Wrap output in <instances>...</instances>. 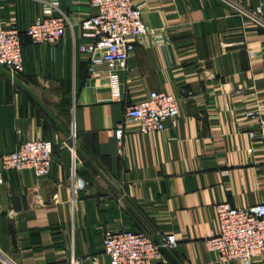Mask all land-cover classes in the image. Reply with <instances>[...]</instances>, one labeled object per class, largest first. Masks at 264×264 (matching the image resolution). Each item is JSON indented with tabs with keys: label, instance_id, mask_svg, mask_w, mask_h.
I'll use <instances>...</instances> for the list:
<instances>
[{
	"label": "crops",
	"instance_id": "obj_1",
	"mask_svg": "<svg viewBox=\"0 0 264 264\" xmlns=\"http://www.w3.org/2000/svg\"><path fill=\"white\" fill-rule=\"evenodd\" d=\"M132 2L149 31L113 76L107 64L90 75L80 50L92 40L82 34L97 12L90 0H0V25L18 26L24 54L19 74L0 66V170L25 140L54 144L47 176L2 173L0 264H106L103 240L116 229L175 234L153 264H243L220 260L205 239L215 204L264 201V146L245 115L264 114V0ZM48 13L66 16L65 34L34 43L25 31ZM182 87L191 94L163 130L141 132L124 116L151 90Z\"/></svg>",
	"mask_w": 264,
	"mask_h": 264
},
{
	"label": "built area",
	"instance_id": "obj_2",
	"mask_svg": "<svg viewBox=\"0 0 264 264\" xmlns=\"http://www.w3.org/2000/svg\"><path fill=\"white\" fill-rule=\"evenodd\" d=\"M97 12L82 21V34L92 38L80 45L88 56V70L95 75L104 64L114 76L118 68H126L127 60L135 48L138 36L149 31L142 18L140 5L132 0H90ZM68 26L64 14H45L34 18L25 33L34 43H55L65 34ZM0 66L11 74L24 69V54L21 31L17 25H0ZM191 92L182 87L178 93L151 90L143 98L128 104L124 116L138 124L141 132H157L164 129L167 120L175 119L179 113V100ZM255 118L256 125L249 130L250 138L257 139L264 146V114L259 107L245 112ZM118 143L124 135L122 123L115 128ZM74 136L72 143L74 146ZM54 144L49 139H28L14 150L1 155V170H32L38 176H47L52 166ZM1 202V196H0ZM216 226L205 239L208 250L217 254L220 260H241L253 264L264 257V201L250 206H234L229 202L215 204ZM178 245L175 234L167 233L155 239L142 230H110L103 240L106 264H153L160 261L164 250Z\"/></svg>",
	"mask_w": 264,
	"mask_h": 264
}]
</instances>
